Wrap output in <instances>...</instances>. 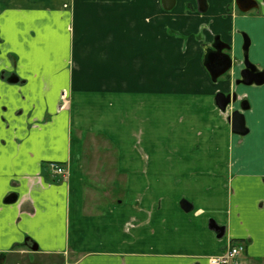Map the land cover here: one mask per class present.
<instances>
[{
  "label": "crops",
  "instance_id": "0c3cea01",
  "mask_svg": "<svg viewBox=\"0 0 264 264\" xmlns=\"http://www.w3.org/2000/svg\"><path fill=\"white\" fill-rule=\"evenodd\" d=\"M255 1L238 15L235 0H0V264H210L229 243L264 264V85L237 86L241 65L214 82L203 58L216 35L242 58L239 31H264ZM251 61L264 70V38ZM232 91L252 101L245 136L239 104H216ZM88 141L117 155L102 193Z\"/></svg>",
  "mask_w": 264,
  "mask_h": 264
},
{
  "label": "water",
  "instance_id": "95a60500",
  "mask_svg": "<svg viewBox=\"0 0 264 264\" xmlns=\"http://www.w3.org/2000/svg\"><path fill=\"white\" fill-rule=\"evenodd\" d=\"M163 8L165 10H171L174 8L176 4V0H162ZM199 10L201 12H205L207 10V0H197ZM236 6L238 10L242 13H247L252 9L259 8L258 4L255 0H235ZM251 41L250 38L245 36V43L243 47L244 52V65L246 67L245 70L242 71V80L236 82V85L243 84L245 86H262L264 85V71H259L257 67L249 60V49H250ZM232 57L224 52H220L219 55L213 56L211 58V63L213 66H221V70L219 72L211 71L212 79L216 82L222 75H224L227 71L232 68ZM18 79H10V82H17ZM216 104L218 108L226 113L228 107L231 103H235L237 100V94L230 93L225 94L223 92L216 94ZM250 109V104L247 100H244L241 103L240 110L233 111L229 115V121L231 124V130L234 134L245 136L248 134L249 130L246 127V118L244 112ZM210 228L213 229L219 238H222L225 235L226 227L218 225L215 221L210 222ZM35 251L38 250V245L33 246Z\"/></svg>",
  "mask_w": 264,
  "mask_h": 264
},
{
  "label": "rangeland",
  "instance_id": "374dc122",
  "mask_svg": "<svg viewBox=\"0 0 264 264\" xmlns=\"http://www.w3.org/2000/svg\"><path fill=\"white\" fill-rule=\"evenodd\" d=\"M238 15H241V12L237 11ZM250 13H248L247 15H249ZM255 14V11H252L250 15ZM246 15V14H245ZM252 23L249 24V27L251 29V31H246L244 29H241L239 31V35H238V39L241 40V46H240V50H241V54L243 55V47H244V43H245V35H248L251 39V46H250V51H249V57L250 60H252V55L254 52V49L256 47H259L260 45V39L264 38V31L262 32H258L260 30H258L260 28V24L257 21H251ZM254 29H253V28ZM205 51V49H204ZM253 62V61H252ZM263 62V61H261ZM255 64V63H254ZM196 86V85H195ZM181 89L185 90L186 88V84H181ZM253 88H258V86H250ZM248 87V88H250ZM263 87V85H262ZM246 100L250 103V105H252V101H249V99L246 98ZM61 106L60 108L64 109V108H68L70 106V102H71V96L69 94V92H64L61 95ZM233 106V105H232ZM246 112V111H245ZM244 112V114H245ZM250 111H247V113H249ZM246 113V114H247ZM251 114V113H249ZM246 118V116H245ZM246 120L248 121V117L246 118ZM247 125V122H246ZM248 126V125H247ZM248 128V127H247ZM88 147L86 149V151H91L94 154H97V159L96 157H91L92 159V163L91 165H99L98 167V173L92 175V177L95 179H97V185H99L100 189H101V193L102 190L106 187L110 190L111 188V183H110V178L112 175L111 173V169L116 167L117 164V155L116 152L112 153L111 148L110 147H103L98 141L93 143V142H87ZM105 146V145H104ZM108 149L109 153H104L102 150L103 149ZM92 155V154H91ZM108 155V156H106ZM114 155V156H113ZM98 160V163H97ZM96 161V162H95ZM95 170V169H94ZM66 174L65 176L62 177V179L67 180L68 178V170L66 169ZM107 171V172H106ZM116 180V186L114 187V202H118V199H120L122 197L123 194V182H124V178L122 176L116 175L115 177ZM103 196V195H102ZM103 197L100 196V199H102ZM116 199V200H115ZM3 258V264H5V256L2 257ZM17 258V257H16ZM16 258H13V262L14 264H27L28 263V259H26V256L21 255L19 262H17ZM78 260L77 257L72 256L70 254H68L66 257L64 255L61 254H41V255H37V256H33L32 257V262L33 264H74L76 261Z\"/></svg>",
  "mask_w": 264,
  "mask_h": 264
},
{
  "label": "flooded vegetation",
  "instance_id": "af4514ba",
  "mask_svg": "<svg viewBox=\"0 0 264 264\" xmlns=\"http://www.w3.org/2000/svg\"><path fill=\"white\" fill-rule=\"evenodd\" d=\"M258 9V8H257ZM257 9H252L251 11H249V12H247V13H245V14H248V13H251L252 11H256ZM245 36H247V37H249L248 35H245ZM250 38V37H249ZM250 41H251V39H250ZM251 46V45H250ZM204 49H205V51H204V56H203V58H204V65H205V67H206V70L208 71V73L210 74V76H211V78H212V75H211V71H213V72H215V71H217V72H219L220 70H221V66H213V64L211 63V58L213 57V56H217V55H219V53L222 51V52H224L225 54H228V55H230L231 57L233 56V54H232V47L230 46V45H228V44H226L225 42H223V40H222V38L219 36V35H216V36H214V38L212 39V41L210 42V43H208L205 47H204ZM249 51H250V49H249ZM248 55H249V53H248ZM232 68L229 70V71H227L224 75H222L216 82H218L220 79H222V78H227L228 76H229V74L236 68V67H238L239 65H241L242 67H241V69H240V77L236 80V82H238V81H241L242 80V76H241V74H242V71L243 70H245L246 69V67H245V65H244V52H243V55H242V58L241 59H239V58H234V57H232ZM249 60H250V57H249ZM251 61V60H250ZM252 62V61H251ZM253 63V62H252ZM254 64V63H253ZM255 65V64H254ZM256 67H257V69L259 70V71H264V70H261L257 65H255ZM1 77H5V75L3 74V75H1ZM10 79H13V77H11V76H9L8 78H7V80H8V82H10ZM213 80V79H212ZM243 84H238L237 86H242ZM245 86V85H244ZM230 93H232V94H234V93H236L237 94V92L236 91H232V92H229V93H225V94H230ZM244 100H246V99H240L239 98V96H238V94H237V100H236V102L234 103H231V105L230 106H232V105H237V104H239V109H236V110H240V108H241V103L244 101ZM235 110V111H236Z\"/></svg>",
  "mask_w": 264,
  "mask_h": 264
},
{
  "label": "built area",
  "instance_id": "2783aa9c",
  "mask_svg": "<svg viewBox=\"0 0 264 264\" xmlns=\"http://www.w3.org/2000/svg\"><path fill=\"white\" fill-rule=\"evenodd\" d=\"M56 176L63 177L66 168L59 164L50 165ZM245 252L244 243H229L227 248L218 256L210 258V264H241V257Z\"/></svg>",
  "mask_w": 264,
  "mask_h": 264
}]
</instances>
